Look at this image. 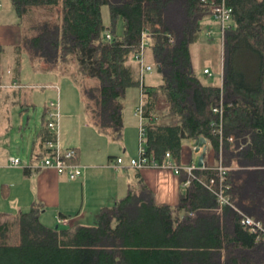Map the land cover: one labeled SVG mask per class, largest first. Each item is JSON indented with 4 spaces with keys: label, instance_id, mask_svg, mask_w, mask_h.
I'll return each instance as SVG.
<instances>
[{
    "label": "trees",
    "instance_id": "trees-1",
    "mask_svg": "<svg viewBox=\"0 0 264 264\" xmlns=\"http://www.w3.org/2000/svg\"><path fill=\"white\" fill-rule=\"evenodd\" d=\"M11 1L21 19L34 7L49 16L14 47L16 75L24 57L38 63L34 68L41 72L54 71L71 57L83 76L99 80L87 109L98 129L111 130L115 138L123 132L121 99L128 88L141 87L133 57L142 32H149L153 64L157 72L161 66L163 83L143 86L147 150H154L160 162L170 152L181 164L185 141L203 136L215 152L222 146L224 165L231 167L227 195L232 205L264 223V0ZM211 1L232 9L222 85L204 83L192 60L191 46L201 38L203 20L212 16ZM4 53L0 45V60ZM161 98L173 116L169 122L160 118ZM221 106L222 115L215 113ZM47 109L41 115L39 160L53 155L44 147L55 138L47 126ZM194 173L179 203L168 205L156 203L137 172V186L101 207L93 225H45L40 203L15 215L0 211V264H264V241H256L233 206L219 209L215 194L200 183L216 172ZM181 176L189 179L187 172Z\"/></svg>",
    "mask_w": 264,
    "mask_h": 264
},
{
    "label": "crops",
    "instance_id": "crops-1",
    "mask_svg": "<svg viewBox=\"0 0 264 264\" xmlns=\"http://www.w3.org/2000/svg\"><path fill=\"white\" fill-rule=\"evenodd\" d=\"M2 8L3 4L0 0V10H2ZM210 18L213 19L212 16ZM121 29L120 27V30ZM209 29L217 30L218 25L216 28ZM209 29H207V31ZM21 32L22 28L18 25L11 26L0 23V45L5 48V53L0 60V65L5 60L6 48L8 46L15 47L21 43L23 38ZM208 39L212 40L213 38ZM24 60L23 58V63ZM221 67V82L219 85L223 83V61H221ZM23 68L24 65L22 66L20 75H16L14 66L7 68L6 71H0V97L4 89H11L12 93L16 96H22L24 94V96L28 97L24 105L20 104L22 106L20 109V129L23 131L20 139H25V146L21 151L23 154L25 152V154L21 156L19 155L20 152L19 154H14L10 150H6V145H8L9 142L5 139H7L12 127H8V132L0 134V147L2 148V150H0V211L15 215L19 211H29L34 203H40L43 206L40 213V220L45 225L55 226V224H58V218L64 216L70 219L67 226L75 228L78 225L89 224L88 222H96L101 207L115 204L119 198L127 194L129 186H137V172L140 173L144 182L153 191L157 204L177 205L179 203L182 190L188 186V179L183 181L181 172H187L184 168L188 164H197L202 169V166L199 165V158L203 152L202 148L199 152L196 151L194 146L196 139L184 142V144H186H183L182 147L181 164H178L182 166V170L179 174L168 168L145 167L136 169L133 167H126L122 170H115L109 166L111 160L122 157L125 162L128 163L131 158H136H128L126 156L128 151V124H126L124 120L123 110V132L120 138H115L111 130L104 133L101 132L97 126L90 129V135L94 140L92 152L86 150L84 142L74 140L70 138V135L64 134L63 129L65 128V123L63 121H65V119L63 120V116H61L59 131L60 144L63 148H76L78 151V164L86 166L83 170V174L76 180H71L68 173L65 171L59 172L53 168L37 167L36 165H38L40 161L37 157L40 131L36 134V131L34 133L29 127L31 121V108H33L36 114L38 113V105L35 103L37 94L32 91V87L35 85L31 86L23 82ZM205 69L209 68L205 67L203 72ZM34 70H36V68H34ZM211 76H213V73ZM145 81L146 76L144 77V83L146 84ZM38 88L44 90L58 89L59 87L54 83L46 82L39 85ZM137 88H139L141 97V87ZM59 97L60 92L58 90V98ZM53 99L54 98L50 96L45 100L42 107L43 110L48 107L50 101H54ZM160 118L163 121L166 120L169 122L173 119V116L169 114L168 111H165L164 115ZM0 128L5 127L2 126ZM23 128L25 129L23 130ZM137 134L138 133H136V136ZM111 140L123 141L122 153L114 151V148L111 146ZM233 142L235 143V138ZM234 143L231 142L232 148L235 147ZM208 155L209 157L207 158ZM10 157L20 158L22 165L19 167L10 166ZM218 159L219 152H215L207 140V151L204 153L203 166H214L218 163ZM229 168L231 169V167ZM25 169L29 170L28 173L25 172ZM219 209H221L220 206ZM47 221L53 222L52 225L47 224Z\"/></svg>",
    "mask_w": 264,
    "mask_h": 264
},
{
    "label": "rangeland",
    "instance_id": "rangeland-1",
    "mask_svg": "<svg viewBox=\"0 0 264 264\" xmlns=\"http://www.w3.org/2000/svg\"><path fill=\"white\" fill-rule=\"evenodd\" d=\"M1 2L3 4V8L2 10H0V23H5L11 26H20L22 28V35L26 33H36V28L34 29V27L49 18L47 12L44 9L40 7H34L21 19L20 17H18L11 0H1ZM103 15L105 22L108 23V6L103 7ZM203 23L204 28H202L200 40L191 46L193 64L197 74L200 76L201 80L204 83L217 85L221 82L220 71L222 69L221 61H223L224 58V41L221 40V36L219 34H216L212 40H209L206 36L207 29L216 28L217 25L219 27L218 22L217 24L213 19L207 17L203 20ZM119 26L121 27V25ZM6 50L7 51L5 55V60L0 65V71H6L7 68L13 67L15 65L14 58L16 55L14 46H8ZM24 59L25 60L23 63V82L31 86L35 85L32 87V91L37 94L35 103L38 105L37 114L34 112L33 108H31L30 110V129H32L34 133L36 131V134L39 133L41 128V115L43 112V104L48 97L52 96L54 98L53 100H60L61 116H63V120L65 119V121H63L65 123V128L63 129L64 134L70 135V138L74 140L84 142L86 145V150L88 152H92V144L94 140L90 135V129H92L96 125L92 123L90 117L91 113L89 112V109H87V105L88 103H91L94 94L98 92V87L100 86L99 80L96 78L83 76L82 73L78 70L76 63L71 59V57L68 58L67 62L61 63V67L59 66V68L51 72H41V70L39 69L34 70V67L38 66L39 64L37 63V65H35L36 63H31L27 59V57H24ZM144 59L146 64L151 63V65L153 66V71L145 75L146 84L153 87L161 86L163 81L153 64V56L150 47L146 49ZM137 64L139 65L138 62ZM205 67L210 69V71L213 73V76L209 77L203 72ZM46 82L54 83L59 88L44 90L38 88L39 85H42V83ZM58 90L60 92L59 98ZM27 98L28 97L24 96V94L22 96H16L12 93L11 89H4L0 97V127H5L0 128V134L8 132V127H12V129L9 131L10 133L8 134L7 139H5L7 142H9V144L6 145V150H10L14 154H19L20 152L19 155L21 156L25 154V152L23 154L21 151V149L25 146V139H20L21 133H23V131L20 129V109L22 108L21 105H24L26 103ZM121 101L124 106V120L126 124H128V151L126 153V156L128 158L138 157L140 143V116L136 114V109L137 106H139L141 103L139 88H128L126 91V96L122 98ZM165 111H167V104L165 102V99L161 98L159 102V113H161V116L164 115ZM164 121L167 122L166 120ZM24 129L25 128H23V130ZM136 133H138L137 136ZM122 142L123 141L121 140H111V146L112 148H114L115 152L122 153ZM0 150H2L1 147ZM208 157L209 155L207 156V158ZM9 219L13 220L12 217H10ZM46 223L52 225L53 222L47 221ZM88 223V225H93L95 222ZM55 226H57V224H55ZM17 231V227H14L12 229V232L14 234H16ZM12 241L18 242L19 238H13Z\"/></svg>",
    "mask_w": 264,
    "mask_h": 264
},
{
    "label": "built area",
    "instance_id": "built-area-1",
    "mask_svg": "<svg viewBox=\"0 0 264 264\" xmlns=\"http://www.w3.org/2000/svg\"><path fill=\"white\" fill-rule=\"evenodd\" d=\"M210 11L213 19L219 23L217 30L209 29L206 34L208 38H213L216 34L221 36V40L224 41L225 33L232 24V9L228 7L225 2L217 3L214 1L210 2ZM150 33L147 31L142 32V39L140 43L139 50L134 54L133 59L139 63L140 67V77H141V103L137 106L136 114L140 116V128H139V156L136 158H131L128 163L122 157H118L111 160L109 166L115 170H122L126 167H133L136 169H142L145 167L152 168H168L174 170L177 174L182 170V166L178 165L174 160L170 152H166L165 158L160 162L156 159V153L154 150L150 152L146 148V127L145 122L149 119L144 115V77L145 74L153 71V66L151 64L145 63V51L149 47L151 41L149 39ZM106 38L111 41L112 34L107 32ZM205 74L209 76L212 72L209 69H205ZM215 113H223V106L220 108L213 109ZM60 102L58 100L50 101L47 109V126L49 130L55 135L54 139H48L44 142V147L53 153L52 156H47L39 161L36 165L40 168H53L59 172H67L71 180H76L83 174L85 165L78 164V151L76 148H63L59 141V131H60ZM222 118V117H221ZM222 120V119H221ZM222 128H219V134L222 137ZM234 136H229L228 140L230 142L234 141ZM223 142L221 138V143ZM9 164L12 167H19L22 165V161L17 157H10ZM189 179L187 183H190L191 178H196L194 171L201 169L197 164H188L184 168ZM202 169H210L216 172V175L211 176L208 179H200V183L203 184L208 190L212 191L217 199L220 208L230 205L239 213L241 224L244 225L249 232L256 235V241H264V223L261 220L251 217L241 210L237 209L230 202V198L227 195V190L230 185L227 183V174L230 170L229 167L224 165V153L223 147H220L218 163L214 166H202ZM70 222L68 217L60 216L58 218V225L67 226Z\"/></svg>",
    "mask_w": 264,
    "mask_h": 264
},
{
    "label": "water",
    "instance_id": "water-1",
    "mask_svg": "<svg viewBox=\"0 0 264 264\" xmlns=\"http://www.w3.org/2000/svg\"><path fill=\"white\" fill-rule=\"evenodd\" d=\"M158 72H161V66L158 65ZM194 146L197 152H199L202 148V154L199 158V165L203 166V159H204V153L207 151V139L203 136L199 137L195 140Z\"/></svg>",
    "mask_w": 264,
    "mask_h": 264
},
{
    "label": "bare ground",
    "instance_id": "bare-ground-1",
    "mask_svg": "<svg viewBox=\"0 0 264 264\" xmlns=\"http://www.w3.org/2000/svg\"><path fill=\"white\" fill-rule=\"evenodd\" d=\"M230 202H231V200H230Z\"/></svg>",
    "mask_w": 264,
    "mask_h": 264
}]
</instances>
